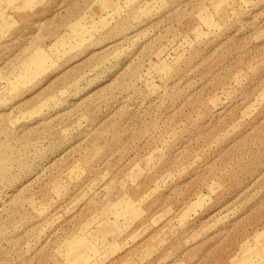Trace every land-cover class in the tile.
I'll return each mask as SVG.
<instances>
[{"label":"rangeland","instance_id":"374dc122","mask_svg":"<svg viewBox=\"0 0 264 264\" xmlns=\"http://www.w3.org/2000/svg\"><path fill=\"white\" fill-rule=\"evenodd\" d=\"M0 264H264V0H0Z\"/></svg>","mask_w":264,"mask_h":264}]
</instances>
